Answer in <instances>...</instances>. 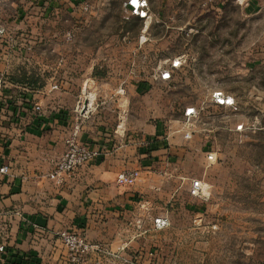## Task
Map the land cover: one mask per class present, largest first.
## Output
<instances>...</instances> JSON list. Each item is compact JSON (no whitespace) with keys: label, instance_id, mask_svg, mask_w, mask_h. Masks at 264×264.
<instances>
[{"label":"rangeland","instance_id":"rangeland-1","mask_svg":"<svg viewBox=\"0 0 264 264\" xmlns=\"http://www.w3.org/2000/svg\"><path fill=\"white\" fill-rule=\"evenodd\" d=\"M124 1L0 0V76L14 85L2 88L12 102H40L46 115L69 111L122 143L167 149V185L145 194L151 209L124 246L90 264H264V0H147L144 19ZM174 59L181 65L160 80ZM213 90L236 108L210 102ZM188 106L199 109L189 121ZM193 177L205 196L190 194ZM36 242L19 250L29 257L19 264H72L57 235ZM6 247L0 264L12 263Z\"/></svg>","mask_w":264,"mask_h":264},{"label":"crops","instance_id":"crops-1","mask_svg":"<svg viewBox=\"0 0 264 264\" xmlns=\"http://www.w3.org/2000/svg\"><path fill=\"white\" fill-rule=\"evenodd\" d=\"M22 107L18 127L8 129L10 171L0 175V245L8 246L2 255L38 248L37 238H50L62 229L82 232L89 242L99 245L101 250L95 256L103 255L114 243L124 246L128 230L151 209L145 194L167 185L162 172L167 149L149 152L148 145L137 148L133 141L122 143L119 135L111 137V133L78 123L79 116L69 111L46 115L42 109L34 112L27 103ZM74 132L79 142L100 151V157L56 183L46 175L65 151V139ZM150 154L154 157L149 159ZM154 164L159 169L153 170ZM137 169L142 171L143 182H117L119 172ZM108 221L115 224L113 231L106 229ZM106 232L112 233L113 240L104 238ZM28 237L33 238L30 243ZM94 254L79 263L90 264Z\"/></svg>","mask_w":264,"mask_h":264},{"label":"built area","instance_id":"built-area-1","mask_svg":"<svg viewBox=\"0 0 264 264\" xmlns=\"http://www.w3.org/2000/svg\"><path fill=\"white\" fill-rule=\"evenodd\" d=\"M87 4L83 3V8L86 9ZM123 7L133 16L144 19L148 15L147 0H125ZM0 24V35L2 33ZM181 65L180 59L171 61L169 69H163L160 74V80H170L174 69ZM14 86L0 76V175L9 174L10 161L6 157V148L9 146L10 139L8 138V129L18 127V122L21 118L22 104L20 102H12L10 96L2 92L3 87ZM210 102L214 105L236 108L235 98L222 90H213L210 96ZM27 106L38 113L41 109L40 102L27 101ZM199 114V109L193 106H188L184 109L183 117L188 121L196 118ZM243 124H237L235 130H242ZM184 138H190L191 132L185 131ZM142 142L141 144H145ZM66 148L61 157L54 163L52 169L47 173V177L56 183H61L66 175L71 174L76 168L84 165L93 159L100 157V151L92 146L81 143L76 138V132L72 133L65 139ZM206 161L212 163L215 161V153L209 151L206 154ZM117 182L121 185H132L137 182H143L145 178L142 176L141 170H123L117 174ZM189 192L196 197L206 195V187L200 178L193 177L190 179ZM1 214V212H0ZM156 226H163L166 221L162 218H155ZM63 242L69 255L71 263L81 262L91 253H96L101 250V247L96 243L89 242L82 232L72 229H62L55 233Z\"/></svg>","mask_w":264,"mask_h":264},{"label":"trees","instance_id":"trees-1","mask_svg":"<svg viewBox=\"0 0 264 264\" xmlns=\"http://www.w3.org/2000/svg\"><path fill=\"white\" fill-rule=\"evenodd\" d=\"M26 255H27V257H26ZM5 258H6V260H10L9 262L17 263V264L24 263L25 260L29 259L28 254L20 252V251H16L15 253L8 254L5 256ZM14 260H17V262Z\"/></svg>","mask_w":264,"mask_h":264},{"label":"snow or ice","instance_id":"snow-or-ice-1","mask_svg":"<svg viewBox=\"0 0 264 264\" xmlns=\"http://www.w3.org/2000/svg\"><path fill=\"white\" fill-rule=\"evenodd\" d=\"M133 2H135V0H133Z\"/></svg>","mask_w":264,"mask_h":264}]
</instances>
